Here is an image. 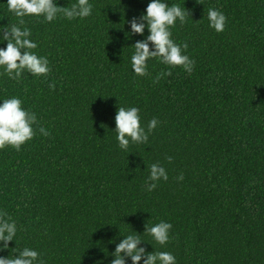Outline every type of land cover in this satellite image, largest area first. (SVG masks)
<instances>
[{
  "label": "trees",
  "instance_id": "1",
  "mask_svg": "<svg viewBox=\"0 0 264 264\" xmlns=\"http://www.w3.org/2000/svg\"><path fill=\"white\" fill-rule=\"evenodd\" d=\"M150 2L89 0L85 18H23L51 71L17 81L0 67V104L19 98L37 118L19 151L0 149V212L17 225L0 257L27 247L43 264H111L136 232L139 247L176 264H264V0H164L190 12L170 31L193 71L151 58L138 76L131 56L149 31L131 34L129 22ZM210 8L226 16L223 32L209 27ZM17 23L0 0V36ZM120 107H137L145 131L158 121L146 144L119 146ZM154 163L168 179L149 192ZM160 221L172 225L163 246L144 232Z\"/></svg>",
  "mask_w": 264,
  "mask_h": 264
},
{
  "label": "clouds",
  "instance_id": "2",
  "mask_svg": "<svg viewBox=\"0 0 264 264\" xmlns=\"http://www.w3.org/2000/svg\"><path fill=\"white\" fill-rule=\"evenodd\" d=\"M8 10L18 18V23L10 28H3V35L0 40L7 41L6 48L0 49V67L10 78L19 81L26 70L34 76H45L51 71L49 61L46 57L38 56L34 51L37 43L30 39L31 31L24 27L25 16H43L47 22H52L58 14H62L66 19L85 18L91 15L92 5L89 0H77L70 7H58L54 0H7ZM145 15L138 19L133 17L130 23L131 34L143 35L145 27L149 35L134 44L135 52L131 56L132 70L138 76H146L147 61L151 58H160L161 62L170 66L182 67L191 74L195 64L187 55L183 54L188 44H177L171 39L170 28L177 20L183 24L190 12L185 7L179 5L169 6L164 0H151L145 10ZM209 27L216 32H223L227 22L226 16L219 10L210 8L207 13ZM146 22V23H145ZM152 45V50L149 48ZM171 75V72L162 73ZM161 77H157L154 83ZM50 89H54V84H49ZM37 123L36 114L25 110L19 98L12 97L0 104V149L11 146L19 151L21 146L31 140L35 135L33 125ZM158 121L153 118L147 127V131L140 124L139 109L137 107H120L115 116V131L117 140L122 149H127L131 142L146 144L148 135L157 127ZM41 135L48 136L50 133L43 127L39 128ZM171 162L172 157H167ZM153 183L147 185L149 192L153 191L160 179L167 180L168 176L164 167L154 163L150 166L148 178ZM183 180V175L177 177ZM172 228L170 223L160 221L148 227L145 231L159 245L167 244L169 231ZM17 232L16 222L7 215L0 212V249H7L10 241H14ZM135 234L124 237L115 248L112 255L115 257L111 264H125V257L131 259L132 264H176L175 257L167 252H146L144 247H139L142 243L141 236ZM123 254V255H122ZM39 253L30 248H23L18 254L12 257H0V264H43L39 259Z\"/></svg>",
  "mask_w": 264,
  "mask_h": 264
}]
</instances>
